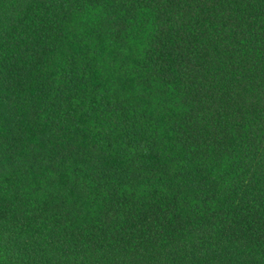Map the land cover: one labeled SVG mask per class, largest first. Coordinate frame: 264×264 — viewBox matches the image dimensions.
I'll return each mask as SVG.
<instances>
[{"label":"trees","instance_id":"obj_1","mask_svg":"<svg viewBox=\"0 0 264 264\" xmlns=\"http://www.w3.org/2000/svg\"><path fill=\"white\" fill-rule=\"evenodd\" d=\"M0 264H264V0H0Z\"/></svg>","mask_w":264,"mask_h":264}]
</instances>
